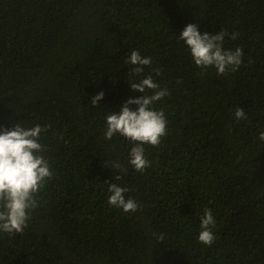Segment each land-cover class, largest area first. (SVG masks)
<instances>
[{
	"label": "trees",
	"instance_id": "obj_1",
	"mask_svg": "<svg viewBox=\"0 0 264 264\" xmlns=\"http://www.w3.org/2000/svg\"><path fill=\"white\" fill-rule=\"evenodd\" d=\"M189 23L226 30L238 69L198 68L178 39ZM132 50L152 58L139 75ZM148 75L170 94L153 105L167 133L144 145L141 173L131 142L105 140V117L145 95L128 79ZM17 123L51 126L39 142L53 177L23 232H0V264H264V0H0V130ZM109 183L138 210L109 206Z\"/></svg>",
	"mask_w": 264,
	"mask_h": 264
},
{
	"label": "clouds",
	"instance_id": "obj_2",
	"mask_svg": "<svg viewBox=\"0 0 264 264\" xmlns=\"http://www.w3.org/2000/svg\"><path fill=\"white\" fill-rule=\"evenodd\" d=\"M226 30H220L216 34L201 32L197 25L189 23L180 33L178 39L183 41L190 51L194 64L202 69L214 67L217 76H223L228 71L235 72L242 63L243 50L240 47L235 50H225L223 47ZM237 38L235 33L231 39ZM130 67L129 73L139 75L143 73L144 66L152 65V58L142 56L139 50H132L130 59L125 61ZM159 75V72L156 73ZM130 87L134 91L144 93L137 98H129L120 108L105 117V140H112L114 136L128 140L130 151L128 162L132 169L143 173L150 166L145 157L144 145L159 146L161 138L167 133V118L163 111H157L153 107L155 102L161 101L170 93L167 88H161L153 80L151 75L139 82L128 79ZM149 90L151 94H148ZM104 93L100 92L91 100L92 106L99 105ZM130 105H136L133 110ZM235 118H245V111L237 107ZM51 126L36 124L31 128H25L17 123L11 128L0 130V232L8 234L22 233L27 227L30 212L38 207L37 194L44 183L53 177L50 163L43 153L46 147L39 142L41 134L49 130ZM259 139L264 141V132ZM112 167L121 172H127V168L118 161ZM116 181L122 179L121 175L114 177ZM107 203L109 206L120 208L125 213H134L139 205L131 198H125L128 192L126 187L117 183H109ZM216 221L210 209H205L201 217V231L198 236L200 243L211 246L215 240L212 229ZM163 239V237H161Z\"/></svg>",
	"mask_w": 264,
	"mask_h": 264
}]
</instances>
